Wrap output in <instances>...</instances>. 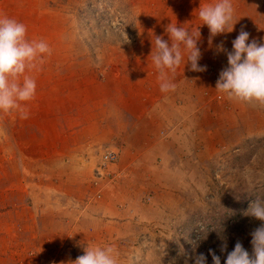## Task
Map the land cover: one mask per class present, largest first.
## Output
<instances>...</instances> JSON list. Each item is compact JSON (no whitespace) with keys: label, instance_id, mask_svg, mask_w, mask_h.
Listing matches in <instances>:
<instances>
[{"label":"rangeland","instance_id":"obj_1","mask_svg":"<svg viewBox=\"0 0 264 264\" xmlns=\"http://www.w3.org/2000/svg\"><path fill=\"white\" fill-rule=\"evenodd\" d=\"M180 2L0 0V15L24 23L29 40H44L51 49L42 63L25 73L36 81L35 98L23 105L27 118L19 110L0 112V264H68V257L77 259L86 246L97 245L111 246L118 264H194L193 258L201 253L207 258L206 264H212L209 249L224 264L227 253L220 252L222 237L227 239L228 251L240 240L251 254L249 233L261 222L245 213L257 198L264 201V116L259 121L262 132L250 134L219 117L225 128L206 134L213 142L221 140L215 150L205 144L210 139L204 138V133L196 137L199 125L213 130L212 118L203 119L202 123L198 118L195 125L177 120L184 123L185 145L198 140L195 150L187 149L190 155L184 157V176L174 168L173 173L160 169L150 182L154 190L148 189L150 183L143 187L145 181L139 182L142 187L133 211L141 216L143 234L136 244L97 241L100 234L109 232L106 226L114 221L115 213L106 195L129 169L123 166L127 170L120 171L117 165L121 148L118 145L123 143L118 144L117 137L124 136L122 127L131 121L124 115L126 101L130 105L127 99L133 98L138 89H146L148 78L154 81L151 56L155 36L169 39L166 28L170 23L177 24ZM235 6L238 12L240 4ZM256 7L260 9L246 6L245 16L255 17ZM179 22L184 27V21ZM179 22L177 26L181 25ZM256 38L262 40L260 34ZM210 54L204 60H209ZM208 62L212 65V61ZM218 71L208 67L207 75L213 85ZM75 73L77 78L90 79L86 92L72 84ZM209 90L204 95H217L223 111L235 105L236 100ZM164 106H158L159 110ZM150 108L156 105H146L145 115ZM57 120L62 124L58 136L63 145L54 153L49 152L47 159L37 156L36 144L52 139ZM83 120L92 127L86 134L76 132L82 128ZM102 123L116 132L100 130ZM170 125L159 131L162 137L174 139L177 134L166 136L163 129L176 130L182 125ZM190 128L194 139L185 137ZM106 149L117 152L115 162L104 163ZM119 190L115 192H119L116 202L123 203L131 193ZM55 191L64 194V198L52 197ZM52 210L59 212L54 216ZM64 219L72 222L69 230L81 245L39 244V225L57 228ZM79 239L90 240L91 244L84 245Z\"/></svg>","mask_w":264,"mask_h":264},{"label":"crops","instance_id":"obj_2","mask_svg":"<svg viewBox=\"0 0 264 264\" xmlns=\"http://www.w3.org/2000/svg\"><path fill=\"white\" fill-rule=\"evenodd\" d=\"M180 3L182 6L180 8V16L178 20H175H177V24L179 21H184V27L180 22L179 24L181 25H178V27L186 28L190 33H194L195 30L199 28L200 38L197 42V46L202 54L199 64L201 66L206 65L207 70L204 72L189 71L190 66L188 64L184 65L186 59L182 60L180 66L176 69L175 74L173 75L169 73V78L176 85L175 89L169 90L168 92H161L160 80L158 79L159 73L155 68H153L151 70L156 74L154 79L155 83L151 77L148 78V86L146 89L142 88L141 92L138 89L137 93H134L133 98L130 97L127 99L131 102L129 105L128 101H126L127 109L124 115L130 117L131 121L128 123L126 122L122 127L124 136H120V138L119 136L117 137V143H121V141L123 142L122 145L119 143V145L117 144L119 147H121L117 165L120 171L125 169L127 170V168L123 169V166H128L129 169L127 170V175L124 174L125 177L123 176L122 180L115 184L114 190L111 192V194L106 195L108 198V203H111L115 213V215L112 216L114 221H111V223L106 226L107 231H109L108 233L103 234V236H101V234L98 236V242L106 240V244L116 243V245L121 242L125 243V245L137 243L136 239L140 238V235L143 234V232H141L140 225L141 216L139 218L138 215L133 211L135 206L134 204L138 202V195L140 194L142 187V185H139V182H143L144 180L146 184L144 183L143 187L149 186V183L153 181L152 178L154 175L159 173L160 169H166L168 172L173 173L172 168H174L177 172L184 176V157L187 158L190 155V153H187V149L189 148L195 150V147L198 146L196 143L198 140L194 141L188 139L190 140V144L189 142L188 145L184 144V136L182 135H184V123L186 120L189 121L191 125H195L198 121L201 122L203 119L212 118L211 122L213 130H204V127L201 125H199L200 129L197 128L196 137H198V134L204 133L203 137H206V139H210L206 136V134L221 132V130L219 131L218 128H225V126H222L219 123V117L221 116L225 117V121H227L226 123H228L230 126L239 128L242 127L240 130L245 133H259L263 130L262 128H259L261 125L259 124V121L264 116V106L257 103H247L236 100L234 103L235 105L233 104V107L229 105V108H227L228 111H223L218 106V102L216 101L217 95L205 96L204 92L205 90L210 89L209 91L211 94L217 93L215 90V85L211 84L209 76L207 75L208 67H211L217 71L219 68L227 67L226 54L223 52L217 53L216 51V46L220 44L221 41H223L225 49L231 51L232 41L237 37L239 31L243 27V29L250 34L249 42L252 39H255L258 44L263 43L264 0H232L234 15L233 20L230 22L228 27L230 28L231 24L235 23L233 30L231 32H226L211 38V43H209V29L206 25H201L202 21H200L198 18V10L199 7L204 4L215 3V0H181ZM238 4H240V9L238 12H236L237 8L235 5ZM253 5L260 6V9L257 10L256 7L255 9L258 11V14L255 17L248 18L245 16L246 6ZM259 34L262 36V40L256 38ZM181 47L183 49V46ZM206 54H210L208 56L209 60H204ZM208 61H212V65H209L210 62ZM73 76L75 79L72 80L74 81L72 84L76 85L78 88L83 87V93L86 92V86L89 84L90 79L87 77L77 78V73H75ZM144 83L146 82H139V84ZM56 84H60V82H57ZM180 100L184 101L185 103H180ZM153 104L156 105V108H150L147 115H145V106L148 105L151 107ZM158 106H164V108H160L159 110ZM230 109H233V111L229 112ZM226 112H228V114ZM198 118L199 120L197 121ZM177 120H182L184 123H177ZM169 123L171 124L170 127L173 128L182 125V127L179 129L175 128L176 130H162L166 133V136L169 134H177V136L174 135V139L162 137L159 131V129H162L164 125ZM81 126L82 128L80 130H76V132L86 134L87 132L92 131V127L87 126L86 120L81 121ZM108 126L109 125L107 123H102L100 125V130H104L105 132L112 130L115 131L113 127L110 128V126ZM61 127L62 124L57 120V123L51 132L52 139L50 141L43 140L40 144H36L35 149L37 151V156H46L47 159L49 152L54 153L53 150L59 149V145H63L58 136V133H61ZM72 132H75V130L73 129ZM119 132H121V130H118L117 133ZM194 136L195 134L190 128L189 135L185 137L194 139ZM89 140H91V137H89ZM208 141L209 142H205V144H207L208 148L212 147L214 150L217 149V146L220 145L219 142H221V140H216L213 142L211 139ZM117 151H119L118 148ZM43 184L46 185L45 182H43ZM150 184V188L148 189H153V184ZM46 187L48 186L46 185ZM44 189L46 188L44 187ZM118 189H126L131 193L130 197L124 199L125 201L123 203H119V201L116 202V194L119 192L116 194L115 192ZM145 190H147V188H145ZM51 195L52 197H58L59 199L64 198V194H61L59 191H55ZM73 195H76V193ZM120 195H122L120 196L122 200L124 198V193ZM49 208L52 207L49 206ZM87 208L88 207L85 209ZM52 212L55 216V214L59 211L52 210ZM50 213L51 211L48 212V214ZM71 224V221L64 219L60 222V225L57 228H53L52 226L48 228L47 226L39 225L38 229L42 235V237L39 239V244H43L44 246H52L66 242H74L76 244L79 243L78 238L75 237L76 234L74 235L69 230L72 226ZM29 228H32V225L29 226ZM101 229H103V227ZM86 238L87 237H84V239ZM109 238L113 239L108 240ZM79 241L84 245L91 244L90 240L81 241L79 239ZM79 245L81 244L79 243ZM67 259L68 264H72V262L76 260L74 257H68Z\"/></svg>","mask_w":264,"mask_h":264},{"label":"clouds","instance_id":"obj_3","mask_svg":"<svg viewBox=\"0 0 264 264\" xmlns=\"http://www.w3.org/2000/svg\"><path fill=\"white\" fill-rule=\"evenodd\" d=\"M232 0H215V3L199 7L198 18L201 25L209 29L210 39L231 32L235 23ZM227 28V30H226ZM169 39L155 36V51L151 59L159 73L161 92L174 90L176 85L169 78V73L175 74L187 54L186 61L189 71L204 72L207 66H201V52L197 46L200 38L199 28L190 33L177 24H169L166 28ZM249 33L241 28L232 41V50L224 47L223 41L216 46L217 53H225L227 67L219 72L215 90L224 94L230 100L257 103L264 106V43L255 39L249 42ZM128 37L126 35V43ZM183 46V49L182 47ZM51 49L44 40H29L27 27L24 23L4 15H0V112L19 110L23 118L27 112L23 105L35 98L36 81L25 75L26 71L35 69L37 63L43 62L45 55H50ZM21 77H23L21 81ZM245 215L260 221L251 236V254L240 240L234 248L228 251L227 239L221 238L220 252L227 253L224 264H264V201L257 198L250 204ZM212 264H221V257L209 249ZM194 264H206L203 253L195 256ZM73 264H118L114 249L111 246H86L84 254L77 257ZM187 264V261H186Z\"/></svg>","mask_w":264,"mask_h":264},{"label":"built area","instance_id":"obj_4","mask_svg":"<svg viewBox=\"0 0 264 264\" xmlns=\"http://www.w3.org/2000/svg\"><path fill=\"white\" fill-rule=\"evenodd\" d=\"M118 156H117V152L114 151L113 149H106L105 153L103 155V159H104V163H113L117 160Z\"/></svg>","mask_w":264,"mask_h":264},{"label":"trees","instance_id":"obj_5","mask_svg":"<svg viewBox=\"0 0 264 264\" xmlns=\"http://www.w3.org/2000/svg\"><path fill=\"white\" fill-rule=\"evenodd\" d=\"M228 215H233V214H231L230 212L229 213H227ZM227 214H226V218H227ZM229 221V219H227V221H226V224H227V222ZM222 222L224 223V220H222ZM224 226V225H223Z\"/></svg>","mask_w":264,"mask_h":264}]
</instances>
